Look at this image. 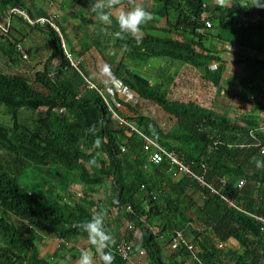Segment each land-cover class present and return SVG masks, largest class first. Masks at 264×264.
I'll return each instance as SVG.
<instances>
[{
  "label": "trees",
  "instance_id": "16d2710c",
  "mask_svg": "<svg viewBox=\"0 0 264 264\" xmlns=\"http://www.w3.org/2000/svg\"><path fill=\"white\" fill-rule=\"evenodd\" d=\"M129 2L109 4L106 10L111 12L122 3L129 4L130 9ZM142 4L153 18L141 25L139 33L117 37L119 25L117 18L111 16L110 23L98 26L94 39L88 33L90 43L78 51L72 47V56L79 60L76 67L64 52V36L53 28L32 26L24 18L15 17L18 24H13V18L10 31L0 33L7 41L2 51L13 61L27 62L14 53L15 42L23 40L10 41L13 31L21 33L19 21L46 33L51 41L50 56L33 75L30 70L6 73L0 69V106L7 108L0 110V148L11 158L0 161V264H52L38 253L37 233H48L57 239L87 240L79 224L98 212L105 217L106 231L115 238L120 235L118 242L125 239L135 250H144L145 264H168L164 245L175 240L176 232H183L189 243L192 236L202 248L195 254L203 264H225L223 260L229 258L234 264H260L264 260L260 223L227 205L209 188L230 196L245 211L264 216V168L255 164L257 159H264V92L253 95L260 88V66L264 67V60L257 59L264 53L260 46L264 39V0L232 7L209 0H152V4ZM8 6L23 8L31 16L44 13L38 10L34 14L25 0H0V21H4L2 11ZM255 13L260 21L238 26L240 16ZM78 16L84 26L91 22ZM207 21L211 22L210 27ZM214 29L218 30L215 37L225 48L217 50L205 45ZM104 31L110 32V42L99 41ZM92 48L107 65L113 79L109 90L115 91L116 100L85 72L84 56ZM237 48L256 52L242 60L253 74L250 80L247 76L231 81L224 77L227 62L223 55L237 52ZM154 58L183 65L178 70L182 77L179 86L171 73L154 72L149 78L142 75V63ZM214 64L216 68L212 69ZM253 80L257 83L252 84ZM114 81L126 87L131 94L129 100L117 97ZM205 83L215 89L213 99L220 98L218 106L222 111L205 106L200 102L204 100L195 96L197 87ZM187 96L194 97V101L187 100ZM139 100L160 107L174 124L166 129L153 116L140 112ZM235 103L243 107L238 110L240 106ZM110 107L127 123L114 118ZM236 108L238 112L232 116ZM143 135L176 154L203 176L205 184L181 175L168 158L155 164L152 152L145 150ZM31 166L45 172L44 179L54 178L55 184L47 181L42 192L22 186L18 177ZM221 180H226V184ZM242 180L246 182L240 186ZM106 182L110 192L103 199L89 194L97 193L96 189ZM74 184L86 188L83 198L70 192ZM197 194L200 201L194 196ZM115 209L119 210L116 217ZM193 220H200L204 227L190 226ZM124 223L131 227L121 235L119 228ZM214 238L217 242L235 238L243 251L227 253L214 244L207 248ZM118 242L113 238L105 251L115 256L113 264H129L117 253ZM91 247L96 264H103L95 246ZM182 251L189 249L180 248L179 254Z\"/></svg>",
  "mask_w": 264,
  "mask_h": 264
},
{
  "label": "rangeland",
  "instance_id": "374dc122",
  "mask_svg": "<svg viewBox=\"0 0 264 264\" xmlns=\"http://www.w3.org/2000/svg\"><path fill=\"white\" fill-rule=\"evenodd\" d=\"M27 3L28 8L34 13L37 14L38 10H43L44 13H56L59 16L58 22L60 24V27L62 29L63 25V36L65 38L66 46L68 48V51L71 52L72 47L78 51V48H81L83 44L90 43V38L88 36L89 32L92 33L93 39L98 34V26L105 22L101 19L102 13H99L98 11H92L90 6V0H25ZM121 0H105V9H108V5L112 3H117ZM126 1V0H125ZM146 3V4H152V0H130V4L133 7L135 3ZM83 3H88V5H83ZM129 5V4H128ZM128 5L122 3L121 6H119L117 9H111L112 16L114 18H117L118 13L122 9H129ZM130 7V9L132 8ZM28 10V9H27ZM78 15H83L87 19H90L91 22L84 26L81 22V17ZM257 16V13H255L253 16L248 15V18ZM20 25L22 27L21 33H17L13 31V37L10 39L14 43V40L21 39L29 50V60L27 62H22L21 60L13 61L10 59L9 56H7L3 51V47L6 48V40L0 37V69L6 73L11 72H18V71H25L30 70L31 74L33 75L36 71H39L42 68V65L45 63L47 58L50 56V45L51 41L46 35V33H41L28 25L24 24L23 22L19 21ZM109 23V22H107ZM13 24H18V20L14 18ZM99 30V29H98ZM217 29H214L212 31V35L208 36L205 39V45L213 46L212 48L215 49L218 48V39L215 37L217 35ZM110 35L109 31H104V36H101L99 41H104L107 43L109 41L108 36ZM110 37V36H109ZM105 38V39H104ZM261 40H258V42ZM110 42V41H109ZM220 43V42H219ZM110 45H112L110 43ZM260 45L263 46L264 49V39L260 42ZM264 51V50H263ZM15 53V50H14ZM17 54H14L12 56H16ZM250 56L253 57V54L251 53ZM18 57V55H17ZM19 58V57H18ZM257 59L264 60V56L257 55ZM73 60L77 63L79 60L78 58L73 56ZM163 60L162 58H154L151 59L149 62H147L145 65L142 63V66H145V70L141 69V72H143V76L145 77H151V74H153L156 71V68L158 64ZM165 60H170L165 58ZM172 61V60H170ZM173 65L168 66V69L162 70V72L165 73H171L170 75L175 77V80L177 81V86H179V83L181 81V75L180 73L175 70L176 66L178 69L182 68V64L179 61H172ZM136 64V62H134ZM141 64V63H140ZM176 66H175V65ZM84 65H85V72L87 73L88 77L93 79L97 86H103L106 89L105 92L111 93L109 90L110 85L112 83V78L109 76V73L107 71V65L104 62L103 58L99 55L97 50L95 48H92L91 52H88L84 56ZM238 65V64H236ZM136 66H139L137 64ZM164 66V65H163ZM138 69V67H135ZM142 68V67H140ZM260 70H264L263 66H260ZM138 71V70H137ZM250 70L247 68L246 74H248ZM244 73V72H243ZM247 76V80L252 79L253 74L249 73ZM243 76V74L237 75V78L239 77H246ZM258 80L260 82V85L262 88H264V75L262 72H259ZM252 84H256L257 80H253L251 82ZM241 88H244L241 86ZM251 91V90H250ZM259 89L257 88L255 90V93L253 95H258ZM215 89L212 88V90L208 91L207 93V99L206 101H200L202 104H204L207 107H213V109L217 111H222V107H219L218 105L221 104L218 102L220 98L213 99L216 95ZM188 98V99H187ZM187 100H193L194 97L187 96ZM199 101V99H196ZM194 101V100H193ZM237 102V101H234ZM239 104V103H235ZM0 110H6L7 108L5 106H0ZM138 110L144 114L151 115L156 120L160 121L161 124H164V128L168 129L174 124V120L171 119L167 114L160 109L157 105H155L152 102L143 101L141 105L139 106ZM239 110V109H238ZM231 112L232 116H235V114L238 112L237 108L232 110ZM25 112H23L24 114ZM10 124H11V117L9 116ZM2 122V120H0ZM5 124H8L7 122H4ZM6 161L11 160L9 155L7 154V151L0 148V161ZM45 172L41 173L37 167L31 166L26 171H24L19 177L18 181L22 186L28 187L29 189H34L37 191H43L42 185L45 184L47 181L49 184L54 185V178L49 177V179H44ZM72 187V186H71ZM83 188V189H82ZM80 188L82 191L86 194L87 190L84 188V186ZM71 189V188H70ZM45 191V190H44ZM55 193V190H54ZM63 194V191L61 192ZM84 194V196H85ZM54 195V194H53ZM62 203V202H61Z\"/></svg>",
  "mask_w": 264,
  "mask_h": 264
},
{
  "label": "crops",
  "instance_id": "0c3cea01",
  "mask_svg": "<svg viewBox=\"0 0 264 264\" xmlns=\"http://www.w3.org/2000/svg\"><path fill=\"white\" fill-rule=\"evenodd\" d=\"M209 1L212 4L221 3V4L226 5L227 7H232L236 3L246 4L252 0H209ZM217 46H218V48L217 47L215 48L217 50L225 48L219 42H218ZM209 47L212 48L213 46H209ZM236 51L237 52H234V53H227L226 52L223 55L224 59L227 62V64H226V70L227 71L224 74V77L228 81H231L234 78H237V75H239V74H241V75L243 74V76H246L247 68L245 67L242 60L246 59L247 56H249V54L251 52L248 51V49H246V48H239V49L237 48ZM255 53L256 52H253V54H255ZM261 56H264V53L261 54ZM172 61H170V60L167 61L165 59L161 60V62L158 64V66L156 68L154 75H158L162 70L168 69L167 68L168 66L173 65ZM236 64H238V65H236ZM142 70H145V66H143ZM175 70H177V71L179 70L177 66H176ZM259 72H262V74L264 75V70H260ZM242 78L243 77H239L238 79H242ZM208 84L209 83H205L204 86L202 84L199 85L197 87V90L195 91V96H200L201 97L200 99L206 101L207 93H208V91L211 90V87ZM180 89L183 90V88H180ZM260 92L261 93L264 92V88H262L261 85L259 88V94H260ZM262 99L264 101V97ZM238 105L240 106V107H238V109H241L243 107V104L239 103ZM123 110H125V112L127 114L130 113V112H128V109L124 108ZM248 110H251V107L249 105H248ZM109 185H110L109 182H106V183H104L103 186L96 189L97 193L95 191L94 192L89 191V194H92L93 198L101 200L110 192L108 190ZM45 189H48V187L46 186ZM194 196H195L197 201L201 200V196L199 194L194 195ZM190 213H192V212H190ZM118 214H119V210L115 209L113 212L114 217H116ZM128 226H129L128 223H124V225L119 228V232L121 235L124 234V231L126 230V228ZM190 226H194V227L200 228V229H202L204 227V225L200 222V220H193L192 222H190ZM116 227L117 226L115 225L114 228L116 229ZM154 231L157 232L158 229L154 228ZM137 233L141 234L140 232H138V230H137ZM119 237H120V235H117L116 238L114 236L113 237L114 241L118 242ZM189 240H190L191 244H193L195 246L194 252L182 251L179 254L178 251L180 250V248H183V247H180V248L174 247L176 240H173L169 245H164L163 252H164V256H166V261L168 264H203L202 259H200V258L195 259V257H194L195 253L198 254V252L199 253L202 252V248H200L197 243H194L192 236H190ZM35 241H36V245H37L36 247L39 251L38 253H39L40 257L48 260L52 264H80L79 257H80L82 249H88L89 251H91L93 253V256H94V251L92 250L90 243L84 238L80 239L78 241H72V240H65V239H57V238L53 237L51 234L44 233V232H38L37 238ZM213 244L215 246H217L218 249L224 250L227 253L230 251H240V252L243 251L240 243L235 238H229L225 242H219V241L217 242V240L214 238L213 243L211 244V242H210V244L206 245V247L210 249L213 246ZM226 261H228V260H226V259L223 260V262L225 264H234L232 261H230V258L228 261L229 263H227ZM96 262H97V259L94 258V264H96ZM260 264H264V260Z\"/></svg>",
  "mask_w": 264,
  "mask_h": 264
},
{
  "label": "clouds",
  "instance_id": "9594fccd",
  "mask_svg": "<svg viewBox=\"0 0 264 264\" xmlns=\"http://www.w3.org/2000/svg\"><path fill=\"white\" fill-rule=\"evenodd\" d=\"M258 2H259V0H255V4H257ZM90 6H91L92 11H94V12L99 11L102 13L101 19L103 21L109 22V23L111 22L112 13L105 9V0H90ZM13 9H20L32 21H37L38 19L44 18V17L54 16L55 24L57 27H59L60 31L58 32L56 29H54L49 24H40V23L32 24L26 16L21 15V14H17V13L13 14V12H12ZM2 14H3L2 17L4 18V21H0L1 24H4L7 21V19L10 18V26H11L13 18L22 17L32 26L40 25V26L53 28L59 35H63V33H62L63 31H62L60 24L58 22L60 15H58L56 13H46V14L43 13L41 15L31 16L23 8H20L17 6H14V7L8 6V7L4 8V10L2 11ZM152 18H153V13L150 10H148L142 3L137 2V3H135V5L131 9H122L119 11L118 16H117V22H118L120 30L117 31L115 33V35L117 37H122L125 33L136 35L137 33H139L141 31V25L147 24L150 20H152ZM245 19L247 20L248 25L252 24V23H257L258 21H260V17L258 15L251 17V18H248L246 16H240L238 21H237L238 26H240V25L248 26V25H245V23L247 24ZM9 31H10V29H9ZM0 33H1V31H0ZM64 42H65V39H64ZM18 43H21L23 45L24 49L27 52L28 59H24L22 57V55L18 52L17 49L15 51L18 53V55L23 60H29L28 47L23 42H15V48H16V45ZM62 46H63V41H62ZM65 46H66V42H65ZM232 47H233V45H229V48H232ZM66 49H67V52L69 54V56L66 54L67 57L71 61L72 65L74 67H76L78 65V62L76 63L73 60V56H72L71 52L68 51L67 46H66ZM64 52H65V49H64ZM110 91H111V93H110L111 98L115 99L114 98L115 97V91H113V90H110ZM99 92L104 96V91L102 89H100ZM116 94H117V92H116ZM117 97L122 98L123 100H125V98H126L125 96L119 95V94H117ZM104 99L109 106L108 99L106 97H104ZM141 103H142V101H140V105H141ZM118 116H119V114H118ZM255 164H256L257 168H264V159H257L255 161ZM196 174L199 175L198 173H196ZM74 185H77V187L79 189L83 187L80 184H74ZM82 189H80V190L82 191ZM70 192L73 194L74 197L79 198L71 190H70ZM83 197H80V198H83ZM79 227L87 234L86 238L91 245L95 246V251L99 252L100 257L103 261V264H113V262L116 259L115 256L113 255V253L111 251H105V249L109 248L110 242L113 241V236L110 232L106 231V229H105V217H104V215L98 212V213L94 214L93 217L90 220H88L87 222L79 224ZM79 260H80V264H94L93 253L91 251H89L88 249H82Z\"/></svg>",
  "mask_w": 264,
  "mask_h": 264
},
{
  "label": "built area",
  "instance_id": "2783aa9c",
  "mask_svg": "<svg viewBox=\"0 0 264 264\" xmlns=\"http://www.w3.org/2000/svg\"><path fill=\"white\" fill-rule=\"evenodd\" d=\"M12 12H13V14L17 13V14H21V15H24V16L27 17V15L23 11H21L20 9H13ZM29 21L32 24H34V23L49 24L54 29H56L58 32L60 31L59 27H57L56 24H55L54 16L40 18L37 21H32V20L29 19ZM246 22H247V20H246ZM206 25H207V27H210L211 26V22L207 21ZM245 25H248V22H247V24L245 23ZM9 29H10V18H8L7 21L4 24L0 23V31H1L2 34H7L9 32ZM200 32H201V30H200ZM62 41H63V47L65 49V52L69 56V54L67 52V49H66V46H65L64 39ZM16 49L18 50V52L22 55V57L24 59H28L27 52H26V50L24 49V47H23V45L21 43H18L16 45ZM211 68L212 69L216 68V64L212 65ZM114 85H115L117 94L125 96L126 97L125 100H129L131 98V94L127 92L126 87H124L123 84L120 81H115ZM92 87L97 88L95 85H92ZM110 109L113 112V117L117 118L121 123H125V124L127 123L125 120L120 118V116H118V114L115 111H113L111 107H110ZM131 128L136 130V128L133 127V126H131ZM143 137L145 138V150H148V151L152 152L151 160L155 164H160V163L164 162L165 158H168L169 159L168 161L170 162V164L173 167H175L176 169H178L179 173H181L182 175L190 176V177H192L194 179L200 180L202 183L205 184L203 176L197 175L195 173V171L190 166L185 164L184 161L181 158L177 157L176 154H174L173 152L167 151V149L165 147H163L160 143L154 141L153 139L147 137L146 135H143ZM262 152L264 154V148H262ZM245 182H246L245 180H242L240 182V186H243L245 184ZM221 183L222 184H226V180H221ZM209 188L211 189L213 194L218 196L227 205H229L230 207H234V208H237L239 210H242L247 215H249L250 217L255 219L257 222H259L260 225H261V230L264 232V216L252 214V213H250L248 211H245L230 196L224 195L223 193H221L220 190L215 189V188H213L211 186H209ZM70 190L73 193H75L76 196L79 197V198L83 197L84 194H85L83 191H81L77 187V185H73ZM91 196H93V195H91ZM128 227L130 228L131 225H129ZM175 240H176V243L174 244V247H179V248L180 247H186L187 249H189V251L194 252L195 246L193 244L189 243L185 239L183 232H176ZM116 251L129 264H145L144 263V258H145L144 250H140V251L135 250L132 247V245L129 244L125 239H121V241L118 242ZM194 257H195V259H198L196 254H195Z\"/></svg>",
  "mask_w": 264,
  "mask_h": 264
},
{
  "label": "bare ground",
  "instance_id": "6f19581e",
  "mask_svg": "<svg viewBox=\"0 0 264 264\" xmlns=\"http://www.w3.org/2000/svg\"><path fill=\"white\" fill-rule=\"evenodd\" d=\"M96 86V85H95Z\"/></svg>",
  "mask_w": 264,
  "mask_h": 264
}]
</instances>
